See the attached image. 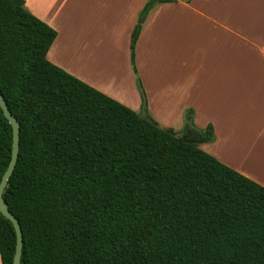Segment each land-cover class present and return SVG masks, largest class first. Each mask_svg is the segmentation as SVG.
<instances>
[{"label":"trees","instance_id":"16d2710c","mask_svg":"<svg viewBox=\"0 0 264 264\" xmlns=\"http://www.w3.org/2000/svg\"><path fill=\"white\" fill-rule=\"evenodd\" d=\"M176 1L148 0L131 33L136 112L48 61L56 31L0 0V94L20 125L3 198L20 264H264V187L199 147L215 136L192 109L179 131L146 111L135 45L148 13ZM11 145L0 109V180ZM14 252L0 214L1 263Z\"/></svg>","mask_w":264,"mask_h":264},{"label":"crops","instance_id":"0c3cea01","mask_svg":"<svg viewBox=\"0 0 264 264\" xmlns=\"http://www.w3.org/2000/svg\"><path fill=\"white\" fill-rule=\"evenodd\" d=\"M147 1L24 0V7L56 31L48 61L139 112L130 37ZM134 62L155 122L179 131L192 109L193 124L212 125L215 136L199 147L264 187L263 163L243 169L217 155L230 147L264 161V0L159 4L144 21Z\"/></svg>","mask_w":264,"mask_h":264},{"label":"water","instance_id":"95a60500","mask_svg":"<svg viewBox=\"0 0 264 264\" xmlns=\"http://www.w3.org/2000/svg\"><path fill=\"white\" fill-rule=\"evenodd\" d=\"M0 109L2 110L3 116L6 118L12 129V145H11L10 161L0 180V214L11 223L15 233V252H14L12 264H20L21 251L23 246L21 227L18 221L16 220V218L9 211L8 206L3 198V192L7 186L10 176L14 171L16 161L18 158L20 125L18 121L11 115L10 111L6 106L5 100L1 94H0ZM142 118L144 120H148L146 116H142Z\"/></svg>","mask_w":264,"mask_h":264},{"label":"rangeland","instance_id":"374dc122","mask_svg":"<svg viewBox=\"0 0 264 264\" xmlns=\"http://www.w3.org/2000/svg\"><path fill=\"white\" fill-rule=\"evenodd\" d=\"M203 148L205 149V151L208 150L205 146ZM217 151L219 152L217 155H219L220 157H226V159L230 160L231 162L234 161L233 163H235L238 168L244 169V164H246L250 167L252 166V168L255 170L258 161L264 164V161L258 158L257 152H232L230 150V147H218Z\"/></svg>","mask_w":264,"mask_h":264}]
</instances>
